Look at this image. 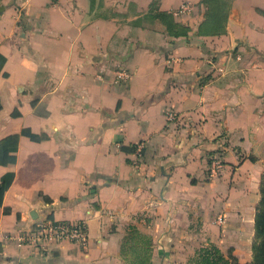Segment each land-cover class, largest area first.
I'll return each instance as SVG.
<instances>
[{
  "label": "crops",
  "instance_id": "1",
  "mask_svg": "<svg viewBox=\"0 0 264 264\" xmlns=\"http://www.w3.org/2000/svg\"><path fill=\"white\" fill-rule=\"evenodd\" d=\"M0 9V185L12 174L0 264H132L120 253L129 224L152 238L149 264H181L216 242L219 213L241 219L226 224L239 234L253 211V226L264 0H0ZM44 219L85 220L87 245H19Z\"/></svg>",
  "mask_w": 264,
  "mask_h": 264
},
{
  "label": "trees",
  "instance_id": "2",
  "mask_svg": "<svg viewBox=\"0 0 264 264\" xmlns=\"http://www.w3.org/2000/svg\"><path fill=\"white\" fill-rule=\"evenodd\" d=\"M15 138L16 135L10 137L12 140ZM11 178V173L6 174L4 184L0 185V204L2 193L8 187ZM253 234L249 262L242 263L231 252H223L216 243L207 241L194 249L189 257V264H264V187L261 185L253 215ZM151 251L150 235L140 232L135 225L129 224L120 246L121 255L132 264H149Z\"/></svg>",
  "mask_w": 264,
  "mask_h": 264
},
{
  "label": "built area",
  "instance_id": "3",
  "mask_svg": "<svg viewBox=\"0 0 264 264\" xmlns=\"http://www.w3.org/2000/svg\"><path fill=\"white\" fill-rule=\"evenodd\" d=\"M187 5H182L185 9ZM171 60V59H170ZM119 79L128 77L127 71H118L116 74ZM170 119L174 115H169ZM135 153L140 157L142 148L137 145ZM138 159V158H137ZM221 165L220 153L216 152L210 159L208 175L213 177L217 174L218 168ZM221 220L222 217L219 216ZM16 240L19 245H28L36 247L40 250L47 251V246L58 244L63 241H69L85 247L88 242V225L85 220H59V219H44L34 223V225L25 232H21Z\"/></svg>",
  "mask_w": 264,
  "mask_h": 264
},
{
  "label": "rangeland",
  "instance_id": "4",
  "mask_svg": "<svg viewBox=\"0 0 264 264\" xmlns=\"http://www.w3.org/2000/svg\"><path fill=\"white\" fill-rule=\"evenodd\" d=\"M260 185L264 187V171L262 172L259 181H256L255 195L256 194L259 195ZM248 187H253V186H252V184H250ZM252 189L253 188H251V191L246 196L249 197V202H247V203L253 209L254 204L257 203L259 198H257V200H256L254 193H252ZM252 214H253V211L251 212L250 216L248 213L246 215V217L243 219L244 227L242 229V233H239V234L236 233V230H234L235 228L232 226H230L229 228H226V224L229 221H230V223H233L236 220H241L239 218L229 219L225 212H221L218 215H216L214 217V219H212V221H210V223L216 229V233L214 235V238L216 240L215 243L223 250V252H231L242 263L249 262L251 259V243H252L253 238H254L253 226H252V223L250 221V219L252 218ZM219 216L222 217L221 220L219 219ZM207 235L208 234H206L205 236L208 237ZM209 235L211 237L210 233H209ZM207 241L208 240H205L201 244H203ZM193 252H194V250L192 251V253L188 257H186L185 262L181 263V264H189V257H191Z\"/></svg>",
  "mask_w": 264,
  "mask_h": 264
}]
</instances>
